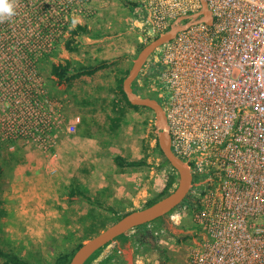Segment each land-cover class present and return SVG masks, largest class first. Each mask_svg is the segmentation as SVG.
<instances>
[{"label": "built area", "instance_id": "built-area-1", "mask_svg": "<svg viewBox=\"0 0 264 264\" xmlns=\"http://www.w3.org/2000/svg\"><path fill=\"white\" fill-rule=\"evenodd\" d=\"M124 1L148 37L201 7L199 0ZM205 1L212 23L180 32L148 63L163 89L171 149L193 174L171 216L178 223L189 214L198 228L184 264H264V0ZM6 2L13 14L0 19V139L42 149L63 116L37 63L93 14L92 0ZM141 256L134 264H143Z\"/></svg>", "mask_w": 264, "mask_h": 264}, {"label": "rangeland", "instance_id": "rangeland-1", "mask_svg": "<svg viewBox=\"0 0 264 264\" xmlns=\"http://www.w3.org/2000/svg\"><path fill=\"white\" fill-rule=\"evenodd\" d=\"M91 11L78 24L84 32L77 36L75 49L68 50L61 39L38 64L46 94L58 104L53 110L63 116V123L46 134L42 149L26 145L24 140L0 139V169L4 171L0 179V247L34 264H51L59 252L85 242L118 215L144 207L163 190L168 170L161 167L162 158L151 136L153 113L120 104L124 120L117 132L109 130V117L116 115L113 105L120 99L117 81L149 37L141 36L142 30L133 25V13L124 0H92ZM97 60H106L109 66L70 84H59L49 73L51 62L88 65ZM149 64L137 85L140 94L152 93L162 104L163 89L158 75L149 73ZM46 107L49 114L48 104ZM117 155L132 161L145 157L147 164L119 168L113 163ZM73 184L103 206L69 197ZM171 214L146 227L163 255L154 244L138 241L135 229L100 250L90 264H97L109 248L119 244L128 245L129 256L113 257L111 264H134L138 253L145 259L143 264H184L198 239V228L189 214L178 223Z\"/></svg>", "mask_w": 264, "mask_h": 264}, {"label": "water", "instance_id": "water-1", "mask_svg": "<svg viewBox=\"0 0 264 264\" xmlns=\"http://www.w3.org/2000/svg\"><path fill=\"white\" fill-rule=\"evenodd\" d=\"M199 1L201 7L198 12L177 17L170 23L168 29L152 37L150 41L140 48L127 75L122 81V89L128 102L133 106L148 108L152 111L154 116L153 132L164 159L177 175L176 183L168 194L156 200L154 203L125 213L121 218L115 220L102 231L87 239L75 250L68 264H86L92 256L104 249L116 238L127 235L138 227L161 219L180 206L188 197L193 174L188 166L171 149L167 119L163 107L155 97L141 95L134 90L132 85L138 80L140 73L152 55L161 46L170 42L180 32L186 31L193 25L212 23V15L206 1Z\"/></svg>", "mask_w": 264, "mask_h": 264}, {"label": "trees", "instance_id": "trees-1", "mask_svg": "<svg viewBox=\"0 0 264 264\" xmlns=\"http://www.w3.org/2000/svg\"><path fill=\"white\" fill-rule=\"evenodd\" d=\"M83 32H84V28L82 26H80V25H78V26L74 27L72 30H70L69 37L64 41V45L66 46V48L68 50L72 51V50L75 49V46H76L75 44L78 43L77 36L81 35ZM151 39H152V37H149L148 41H150ZM143 45L144 44H141L139 46L138 51L140 50V48ZM43 61H45V57L40 59L39 62L37 63V65L39 63L43 62ZM108 66H109V62L106 61V60H97L95 63L88 64V65H73L69 61L65 62L64 64L51 62L50 66H49V73H50V75L52 77H54L57 80V82L59 84H70L73 80H75V79H77V78H79L81 76H92L97 71H99L101 69H104V68H106ZM128 70L129 69H127L125 71L124 75L120 79H118L117 84H116V89H117V92H118V94L120 96V99L118 101V104H114L113 105V108L115 110L114 112H115L116 115H113V116L109 117V130L113 134L115 132H117V130L120 127V124L124 120V110L122 111V109L119 108L120 104L122 105V107H125L127 109H131V110H135V111L145 110V111H149V112L152 113V111L150 109H148V108H142V107L133 106V105H131L128 102V100L126 98V95L124 94L123 89H122V81H123L124 77L127 75ZM149 73L150 74L151 73H155V75H158V72H157V70L154 69V67L153 68L149 67ZM132 86H133L134 90H136L137 92L140 93V88L137 85V81H135ZM151 97H153V96H151ZM116 109H117V112H116ZM146 123L147 122L145 121V124ZM151 136L154 139L155 150L158 151L159 155L162 158L161 167L167 166L168 170H167V174H166V177H165V183H164L163 190L161 191V193L157 197L147 201L144 204V206H148V205L154 203L156 200H158L161 197H163L164 195L168 194L172 190V188L174 187V185L176 183V178H177V175H176L175 171L170 168V166L168 165L167 161L164 159L163 154H162V152L159 149L156 137L153 134V132L151 133ZM113 163L119 168H135V167H140V166L146 165L147 161H146L145 157H144V159L132 161V160H128V159H126V158H124L122 156L117 155V156L113 157ZM3 172L4 171L2 169H0V179L2 178ZM68 196L69 197L79 196V197H81L83 199H86V201L88 203H90V204H97L99 206H103L98 201L92 200L90 197L86 196V194L83 193V190L81 188H79L78 186L74 185V184L71 185V187H70V189L68 191ZM105 208H106V210L108 212H111V213H114V211H115L113 208L108 207V206H106ZM124 214L125 213H123L121 215H118L115 220L121 218ZM160 220L161 219H158V221H160ZM156 222H157V220H156ZM156 222L153 221L150 224H153V223H156ZM144 226H146V225H144ZM123 236H126V235H123ZM136 238H137L138 241L142 242L140 239H138V235H137ZM82 243H83V241H78L70 251H68V252H66V251L65 252H59L52 259L51 264H68V262H69L70 258L72 257L73 253L75 252V250H77L80 247V245ZM154 249L157 250L159 255H163L162 251H160L156 245L154 246ZM99 252H97L94 256H92L87 261L86 264H90L91 261L97 256V254ZM112 258H113V256H111V255L110 256H106L104 259L99 261L97 264H111L112 263ZM0 259L2 260L1 264H34L31 261H29L28 259L22 257L19 253L15 252V251H5L1 247H0Z\"/></svg>", "mask_w": 264, "mask_h": 264}, {"label": "crops", "instance_id": "crops-1", "mask_svg": "<svg viewBox=\"0 0 264 264\" xmlns=\"http://www.w3.org/2000/svg\"><path fill=\"white\" fill-rule=\"evenodd\" d=\"M128 245L125 244H119L117 246H113L111 247V249L109 248V251L107 253H105V257L106 256H110L112 255L113 257H117V258H121L123 256H129L128 252ZM132 251H130V255H131Z\"/></svg>", "mask_w": 264, "mask_h": 264}, {"label": "flooded vegetation", "instance_id": "flooded-vegetation-1", "mask_svg": "<svg viewBox=\"0 0 264 264\" xmlns=\"http://www.w3.org/2000/svg\"><path fill=\"white\" fill-rule=\"evenodd\" d=\"M140 79V77L138 78V80ZM137 80V81H138ZM151 96H153L152 95V93H151ZM154 97V96H153ZM150 225H152V224H148V225H146V226H141V227H138L137 229H136V232H137V235H138V239H140L142 242H149L150 243V245H152L153 246V244L154 245H156L155 243H154V239H153V237H152V235L150 234V230L149 229H147L146 227L147 226H150ZM145 227V228H144ZM137 239V238H136Z\"/></svg>", "mask_w": 264, "mask_h": 264}, {"label": "clouds", "instance_id": "clouds-1", "mask_svg": "<svg viewBox=\"0 0 264 264\" xmlns=\"http://www.w3.org/2000/svg\"><path fill=\"white\" fill-rule=\"evenodd\" d=\"M13 14L12 4L6 2V0H0V19L5 18Z\"/></svg>", "mask_w": 264, "mask_h": 264}, {"label": "bare ground", "instance_id": "bare-ground-1", "mask_svg": "<svg viewBox=\"0 0 264 264\" xmlns=\"http://www.w3.org/2000/svg\"><path fill=\"white\" fill-rule=\"evenodd\" d=\"M158 51V50H157ZM157 51L154 53V56H155V54L157 53ZM153 55H152V57H151V60H152V58L154 57ZM151 60H149L150 62H151ZM149 62V63H150ZM148 64V63H147ZM188 168H189V166H188ZM190 169V168H189ZM191 170V169H190ZM192 172V171H191ZM171 213V212H170ZM190 221H191V218H190Z\"/></svg>", "mask_w": 264, "mask_h": 264}]
</instances>
